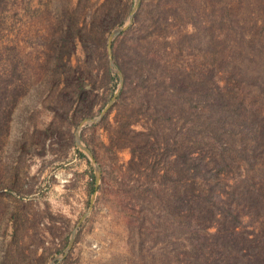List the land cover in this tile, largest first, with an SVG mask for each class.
<instances>
[{
  "label": "rangeland",
  "instance_id": "1",
  "mask_svg": "<svg viewBox=\"0 0 264 264\" xmlns=\"http://www.w3.org/2000/svg\"><path fill=\"white\" fill-rule=\"evenodd\" d=\"M135 3L0 0V264H264V0Z\"/></svg>",
  "mask_w": 264,
  "mask_h": 264
},
{
  "label": "trees",
  "instance_id": "2",
  "mask_svg": "<svg viewBox=\"0 0 264 264\" xmlns=\"http://www.w3.org/2000/svg\"><path fill=\"white\" fill-rule=\"evenodd\" d=\"M249 72V75H252V76H255V74H254V71H248ZM244 73H247L246 71H244ZM248 75V74H247ZM247 75H245V78H248L249 76H247ZM259 75H262V73L261 74H257V76H256V78L258 79V80H260V79H262V77H259ZM262 81V80H261ZM249 83H251V82H249ZM247 84V83H246ZM254 88L255 89H257L258 91H259V95H256V96H254V98L253 99H255V98H259V96H260V93L262 94V91L264 90V87H263V85H262V83L260 82V81H258V82H256L255 80H254ZM248 85V84H247ZM249 86V88H251V85H248ZM249 98H252V97H249ZM251 100V99H250ZM260 100L261 101H264V97H260ZM256 106H258L259 108H260V105H257L256 104ZM259 115H264V113H261V112H257ZM258 119H259V123L260 124H264V116L263 117H258ZM257 139H258V137H257ZM224 146L226 147V148H224L223 149V154L227 151V149L229 148H231V146H229V145H227L226 143H224ZM243 150H246V148H242ZM190 155L189 154H187L186 152H184V154L181 156V158H183V159H190V157H189ZM187 161H189L190 163H191V165L194 167V166H196L198 163H199V161L197 160V159H194V160H187ZM254 168V167H253ZM252 171H253V169H252ZM249 174V173H248ZM250 177H247L246 178V180L247 179H249ZM252 179L254 180V181H256V179H257V176L256 177H254V174L252 175ZM255 186H259V189H260V185H258L257 183L255 184ZM255 187H253V191H256V189H254ZM194 190H196V192L197 193H194L195 194V199H198V198H200L198 195H200V194H203V193H200L201 191L200 190H198V189H194ZM198 194V195H197ZM251 195L253 196V198L252 199H250L251 200V202L248 204V206H251L252 208L253 207H255V206H258V205H260V201H259V198H258V200L257 199H255V197L257 196L256 194H253L252 192H251ZM188 197V196H187ZM249 200V199H248ZM201 201L204 203V204H206V205H202V202H199V201H197L196 200V205H197V210H196V214H197V218H195L196 220H197V222L198 223H202L203 222V224H205V223H208V222H210L211 220H212V222H218V216H220V217H222V215H220L219 213H216V211H214V206H215V204L212 202V203H210V206L211 207H207V202H206V200H203V199H201ZM209 206V205H208ZM211 208H212V210H211ZM204 213H207L208 215L207 216H204ZM237 215V214H236ZM235 216V215H234ZM224 218V217H223ZM202 225V224H201ZM204 230H207L209 227H206V226H204ZM235 228V227H234ZM236 229V228H235ZM235 229H233L232 228V234L233 235H236V230ZM207 232V231H206ZM208 233V232H207ZM214 235H216V234H213V236ZM218 235V234H217ZM217 237V236H216ZM215 237V238H216ZM218 239H219V237H218ZM247 242H249V243H253V241H250V240H248ZM199 256H200V253H199Z\"/></svg>",
  "mask_w": 264,
  "mask_h": 264
},
{
  "label": "water",
  "instance_id": "3",
  "mask_svg": "<svg viewBox=\"0 0 264 264\" xmlns=\"http://www.w3.org/2000/svg\"><path fill=\"white\" fill-rule=\"evenodd\" d=\"M137 4H138V0H136L135 7H134V8H136ZM120 32H121V30L114 31V32L112 33V35H111V37H110V40H109V42H108V52H109V54H110V43H111V40H112L116 35H118ZM115 72L119 75V73H118L117 70H115ZM96 121H97V119H94V120H87V121L84 122V124H91V123H94V122H96ZM76 144H77V147H78V148H79V149H80L85 155H87V157H89V159L91 160V163H92L93 166H94V170H95L96 178L98 179V176H99V169H98L97 165L94 163V160H93V158H92L91 153L88 151L87 148H85L83 145H81V142H80V140H79L78 137H76ZM70 244H71V243H70Z\"/></svg>",
  "mask_w": 264,
  "mask_h": 264
},
{
  "label": "bare ground",
  "instance_id": "4",
  "mask_svg": "<svg viewBox=\"0 0 264 264\" xmlns=\"http://www.w3.org/2000/svg\"><path fill=\"white\" fill-rule=\"evenodd\" d=\"M81 145H83V144L81 143Z\"/></svg>",
  "mask_w": 264,
  "mask_h": 264
}]
</instances>
